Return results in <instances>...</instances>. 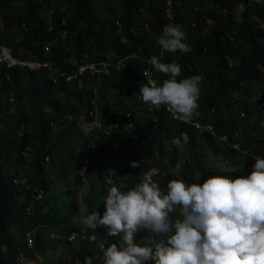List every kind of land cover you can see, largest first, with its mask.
<instances>
[{
	"label": "trees",
	"instance_id": "trees-1",
	"mask_svg": "<svg viewBox=\"0 0 264 264\" xmlns=\"http://www.w3.org/2000/svg\"><path fill=\"white\" fill-rule=\"evenodd\" d=\"M164 2L0 0L3 43L18 58L49 65L40 72L0 66V264L38 258L79 264L98 254V244L113 238L101 228L80 231L81 204L89 213L101 210L109 179L124 188L142 179L152 155L143 134L153 146L163 143L166 129L183 130L186 182L224 172L232 160L249 165L243 151L264 156V0H176L174 20L183 24L191 49L183 53L155 42L167 23ZM152 55L175 60L181 76H201L194 119L212 124L219 137L140 99L142 70ZM116 61L123 65L116 68ZM103 62L108 74L80 72ZM96 117L101 128L86 132L82 118ZM133 142L143 145L142 158L126 152ZM86 181L90 191L80 196Z\"/></svg>",
	"mask_w": 264,
	"mask_h": 264
},
{
	"label": "clouds",
	"instance_id": "clouds-1",
	"mask_svg": "<svg viewBox=\"0 0 264 264\" xmlns=\"http://www.w3.org/2000/svg\"><path fill=\"white\" fill-rule=\"evenodd\" d=\"M175 1L170 5L168 0L164 2L163 17L167 23L155 42L168 53L189 52L183 24L174 20L171 10ZM158 57L150 56L142 70L140 99L157 109L163 106V112L173 121L219 137L212 124L194 119L199 115L201 76H181V67L175 60L165 63ZM122 65L116 61V68ZM154 74H161L162 78ZM156 116L152 117L154 126L159 121ZM84 121L82 118L81 125ZM94 121L99 122L97 117L90 122ZM182 131L166 129L163 143L153 146L148 145L147 135L143 134L146 149H151L152 155L146 161L142 179L127 188L109 179L102 209L87 212L82 218L85 227L77 218L81 232L85 233L86 227L101 228L113 238L98 244V254L84 255L79 264H264L263 153L243 151L250 158L249 165L239 166L232 160L224 172L186 182L184 165L190 160L180 139ZM182 138L187 140L186 136ZM119 146L118 142L114 145ZM232 147L241 150L239 144ZM125 149L129 155L143 157L140 142ZM131 164L136 166L135 162ZM175 170L179 171L177 175Z\"/></svg>",
	"mask_w": 264,
	"mask_h": 264
},
{
	"label": "built area",
	"instance_id": "built-area-1",
	"mask_svg": "<svg viewBox=\"0 0 264 264\" xmlns=\"http://www.w3.org/2000/svg\"><path fill=\"white\" fill-rule=\"evenodd\" d=\"M172 3V0H168V5H170ZM170 8L168 7V10ZM1 27H3L4 25L1 23L0 24ZM264 30V27H263ZM47 50L49 51L50 49L47 48ZM5 65L8 68H21V69H29L35 72H40L44 67H48V64H41L39 62H35L29 59H23V58H18L15 56L13 50L8 47L7 45H5L0 37V66ZM90 69L93 71H98L103 72L105 74H108L109 69H108V63H104L103 65H88V66H81L80 67V72H84L86 69ZM98 68V70L96 69ZM72 77H68V80H70ZM29 244L32 243V239L29 238L28 240Z\"/></svg>",
	"mask_w": 264,
	"mask_h": 264
},
{
	"label": "rangeland",
	"instance_id": "rangeland-1",
	"mask_svg": "<svg viewBox=\"0 0 264 264\" xmlns=\"http://www.w3.org/2000/svg\"><path fill=\"white\" fill-rule=\"evenodd\" d=\"M171 10H172V12H174V10L171 8ZM242 7L240 6V7H238V9L236 10V14L239 16L240 15V13L242 12ZM176 24H178V23H176ZM4 25V24H3ZM145 25H146V23H145ZM4 29H5V27L3 26V27H1L0 26V37L3 35V32H4ZM144 30V29H143ZM124 40L126 39L125 37L123 38ZM142 44H143V41H139L138 42V45L139 46H142ZM252 89L253 90H258L259 89V86L258 85H256V84H254L253 85V87H252ZM251 89V90H252ZM254 95V94H253ZM258 95V94H257ZM255 96V95H254ZM96 121H94V122H88V121H84L83 122V128H84V130L86 131V132H88L89 133V131H91V132H93V131H95V130H97V129H99V128H101V126H100V123L98 122H96ZM236 171H238V170H236ZM178 170H175L174 171V174H178ZM230 172H232L233 173V171H230ZM48 180H49V182L51 183V182H53V175H51V176H48ZM19 182H21V180L18 178V179H16V183H19ZM83 190L84 191H88V190H90V184L89 183H85V185H84V187H83ZM84 191H79V195L80 196H82V195H84ZM81 213L79 214V217H78V219L81 221V223H80V225L82 226V227H85L86 225L85 224H83L82 223V218L83 217H85L86 215H87V212H88V209H87V206L85 205V204H81ZM29 212H30V210H29ZM78 222V224H79V221H77ZM29 232V231H28ZM52 254H53V252H49V255L50 256H52ZM22 264H46V263H44L43 262V260L41 259V258H38V259H34V260H32V261H24V262H22Z\"/></svg>",
	"mask_w": 264,
	"mask_h": 264
},
{
	"label": "bare ground",
	"instance_id": "bare-ground-1",
	"mask_svg": "<svg viewBox=\"0 0 264 264\" xmlns=\"http://www.w3.org/2000/svg\"><path fill=\"white\" fill-rule=\"evenodd\" d=\"M136 40V39H135ZM18 45V44H17ZM141 63V62H140ZM137 89V88H136ZM83 235V234H82ZM85 235V234H84ZM27 240V239H26Z\"/></svg>",
	"mask_w": 264,
	"mask_h": 264
}]
</instances>
